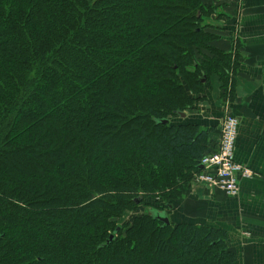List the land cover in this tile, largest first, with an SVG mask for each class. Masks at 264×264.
Here are the masks:
<instances>
[{"label": "trees", "instance_id": "obj_1", "mask_svg": "<svg viewBox=\"0 0 264 264\" xmlns=\"http://www.w3.org/2000/svg\"><path fill=\"white\" fill-rule=\"evenodd\" d=\"M216 12L0 0V264H241L225 229L149 211L173 205L214 149L211 128L171 117L236 68L213 44Z\"/></svg>", "mask_w": 264, "mask_h": 264}, {"label": "crops", "instance_id": "obj_2", "mask_svg": "<svg viewBox=\"0 0 264 264\" xmlns=\"http://www.w3.org/2000/svg\"><path fill=\"white\" fill-rule=\"evenodd\" d=\"M205 1L217 10L207 19L218 34L214 46L237 59L233 93L224 99L223 83L214 75L197 109L178 114L172 122L211 128L214 144L225 113L237 116L234 158L253 173L240 178L235 196L193 179L168 213L173 222L225 229L241 264H264V0Z\"/></svg>", "mask_w": 264, "mask_h": 264}, {"label": "built area", "instance_id": "obj_3", "mask_svg": "<svg viewBox=\"0 0 264 264\" xmlns=\"http://www.w3.org/2000/svg\"><path fill=\"white\" fill-rule=\"evenodd\" d=\"M239 118L226 112L220 125L219 140L214 149L204 154L200 160L203 166L194 173V181L205 183L225 192L227 195H238L239 180L252 175L253 170L234 158Z\"/></svg>", "mask_w": 264, "mask_h": 264}, {"label": "water", "instance_id": "obj_4", "mask_svg": "<svg viewBox=\"0 0 264 264\" xmlns=\"http://www.w3.org/2000/svg\"><path fill=\"white\" fill-rule=\"evenodd\" d=\"M180 115L184 116L185 113L184 112H179ZM159 122H168V118H164V119H159L157 120ZM203 166L200 164L199 168L201 169ZM172 207V205H167V209H161V208H157V207H151L149 209L151 215L157 219L158 221L162 222V223H169L171 221L169 214H168V209H170ZM120 227L117 226L116 229L114 230V232H112L108 238V240L106 241V243H110L114 236L117 234V232L119 231Z\"/></svg>", "mask_w": 264, "mask_h": 264}, {"label": "rangeland", "instance_id": "obj_5", "mask_svg": "<svg viewBox=\"0 0 264 264\" xmlns=\"http://www.w3.org/2000/svg\"><path fill=\"white\" fill-rule=\"evenodd\" d=\"M236 59V58H235ZM237 60V59H236ZM235 70H236V68H235ZM235 70L234 71H232V72H229V81H227V88L226 89H223V98L224 99H230L231 98V96H232V93H233V91H232V88H234V73H235ZM232 82V83H231ZM207 91H208V89H206ZM198 105H199V103H198ZM198 105H197V107H198ZM194 109H197V108H194ZM192 110V109H191ZM178 117H176V116H174V117H171V121H173L174 119H177ZM213 132V131H212ZM211 142H213V140H210V143ZM217 142V141H216ZM215 142V143H216ZM185 193V192H184ZM183 193V194H184ZM182 194V195H183ZM181 195V196H182ZM181 197H179V198H177V199H175L174 201H173V205H175V203L180 199ZM145 210V209H144ZM169 214V213H168ZM127 215L128 214H125V215H123L122 216V219L124 220V219H126L127 218Z\"/></svg>", "mask_w": 264, "mask_h": 264}]
</instances>
